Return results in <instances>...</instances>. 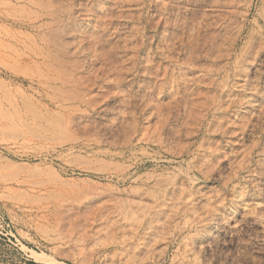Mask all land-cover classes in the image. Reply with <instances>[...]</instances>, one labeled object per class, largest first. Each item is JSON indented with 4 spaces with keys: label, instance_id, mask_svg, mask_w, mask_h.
<instances>
[{
    "label": "rangeland",
    "instance_id": "obj_1",
    "mask_svg": "<svg viewBox=\"0 0 264 264\" xmlns=\"http://www.w3.org/2000/svg\"><path fill=\"white\" fill-rule=\"evenodd\" d=\"M0 264H264V0H0Z\"/></svg>",
    "mask_w": 264,
    "mask_h": 264
}]
</instances>
